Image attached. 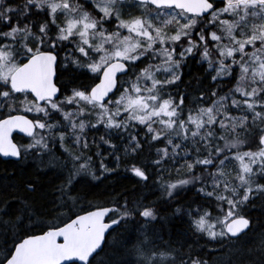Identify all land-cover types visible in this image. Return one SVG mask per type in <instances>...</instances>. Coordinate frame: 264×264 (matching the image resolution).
Returning a JSON list of instances; mask_svg holds the SVG:
<instances>
[{
  "label": "snow or ice",
  "instance_id": "1",
  "mask_svg": "<svg viewBox=\"0 0 264 264\" xmlns=\"http://www.w3.org/2000/svg\"><path fill=\"white\" fill-rule=\"evenodd\" d=\"M0 157V264H264V0H0Z\"/></svg>",
  "mask_w": 264,
  "mask_h": 264
},
{
  "label": "trees",
  "instance_id": "2",
  "mask_svg": "<svg viewBox=\"0 0 264 264\" xmlns=\"http://www.w3.org/2000/svg\"><path fill=\"white\" fill-rule=\"evenodd\" d=\"M190 69L193 77L204 76V73L200 70L199 65L192 63L190 65ZM98 134V132L94 133V135ZM20 168H23L25 172L30 174L35 170V165L31 161L18 165L16 162H14V160L0 159V182L4 184L9 183L13 174L19 173ZM88 179L90 180L91 178ZM136 180L137 178L133 177L130 173L121 170L119 174L114 173L111 176L105 178L103 182L91 181L90 186H82V191L88 193L86 196L87 200L101 204H106L112 200L119 201L120 197L125 195L131 199L144 194L154 199L155 197L152 195V190L143 188L142 185L136 183ZM59 182V179L55 175L49 174L44 177L43 191L41 193L34 194V199L36 200L38 207L43 208L45 206V196H47L48 200H51V196L48 194L54 192V186ZM196 198L195 191L187 192L183 197V199L187 201H191L192 199ZM261 219H264V217ZM209 248H211V246H209ZM226 258V256L222 255L212 256L209 258V264H221V262Z\"/></svg>",
  "mask_w": 264,
  "mask_h": 264
},
{
  "label": "flooded vegetation",
  "instance_id": "3",
  "mask_svg": "<svg viewBox=\"0 0 264 264\" xmlns=\"http://www.w3.org/2000/svg\"><path fill=\"white\" fill-rule=\"evenodd\" d=\"M94 133H95V132H93V133H91V134L94 135ZM98 133H99L98 135H101L103 132H102V130H101V131L98 132ZM98 135H97V136H98ZM21 136H22V135L16 133V134L14 135V138L19 139ZM0 159H2V160H14V159H3L2 157H0Z\"/></svg>",
  "mask_w": 264,
  "mask_h": 264
},
{
  "label": "bare ground",
  "instance_id": "4",
  "mask_svg": "<svg viewBox=\"0 0 264 264\" xmlns=\"http://www.w3.org/2000/svg\"><path fill=\"white\" fill-rule=\"evenodd\" d=\"M6 159H14V158H6Z\"/></svg>",
  "mask_w": 264,
  "mask_h": 264
},
{
  "label": "water",
  "instance_id": "5",
  "mask_svg": "<svg viewBox=\"0 0 264 264\" xmlns=\"http://www.w3.org/2000/svg\"><path fill=\"white\" fill-rule=\"evenodd\" d=\"M23 135V134H22ZM3 159H6V158H4V157H2Z\"/></svg>",
  "mask_w": 264,
  "mask_h": 264
}]
</instances>
